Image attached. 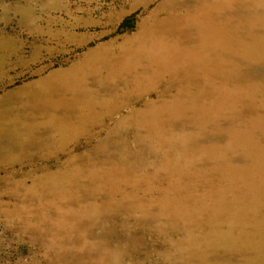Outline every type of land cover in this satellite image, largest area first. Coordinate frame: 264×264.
<instances>
[{
    "label": "rangeland",
    "instance_id": "rangeland-1",
    "mask_svg": "<svg viewBox=\"0 0 264 264\" xmlns=\"http://www.w3.org/2000/svg\"><path fill=\"white\" fill-rule=\"evenodd\" d=\"M0 264H264V0H0Z\"/></svg>",
    "mask_w": 264,
    "mask_h": 264
}]
</instances>
